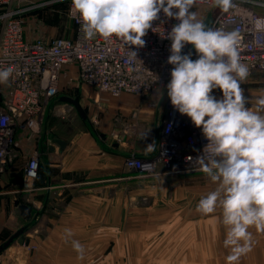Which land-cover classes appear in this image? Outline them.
<instances>
[{"label":"rangeland","instance_id":"374dc122","mask_svg":"<svg viewBox=\"0 0 264 264\" xmlns=\"http://www.w3.org/2000/svg\"><path fill=\"white\" fill-rule=\"evenodd\" d=\"M46 2L23 0L20 9L28 38H72L75 27L67 16V2L43 4ZM254 7L264 13V8ZM191 11L210 28L220 8H206L195 1ZM189 50L195 52L192 45ZM262 92L258 85L245 86L244 95L251 102L246 106H253ZM68 95L80 102L86 119L75 107L64 109L60 115L53 107L46 113L44 130L49 128L42 141H52L64 124L62 130L67 137L90 132L91 143L84 142V146L99 153L97 161L73 167V172L59 173L51 185L63 188L50 195L40 191L19 197V201L34 209L28 224L21 228L26 229L24 237L29 240L28 264H227L229 249L223 245L226 228L221 210L208 215L196 210L200 198L216 186L205 173L164 171L141 176L128 170L124 162L122 165L115 154V144L141 149L158 142L159 128L151 123L141 132L144 122L133 117V108L162 95L157 109H165L167 89L143 99L129 94L98 93L87 86ZM50 121L57 126H51ZM52 127L58 129L53 131ZM41 164L37 183L40 187L47 174L46 162ZM63 181L68 183L60 184ZM48 186L49 182L45 187ZM66 230L72 232L67 240ZM249 231L253 233L252 251L241 256L236 264H264V233L254 227ZM71 240L83 245V259L78 258Z\"/></svg>","mask_w":264,"mask_h":264},{"label":"built area","instance_id":"2783aa9c","mask_svg":"<svg viewBox=\"0 0 264 264\" xmlns=\"http://www.w3.org/2000/svg\"><path fill=\"white\" fill-rule=\"evenodd\" d=\"M195 1L206 8L213 6L212 0ZM62 2L68 4L67 16L74 24V36L30 40L20 9L23 0H0V69L13 68L8 82L0 84V178L24 162L21 170L26 192L34 189L40 175V151L36 149L28 158V144H41L48 110L54 107L56 115H60L59 109L73 107L60 103V98H73L68 95L70 91L87 86L98 93L129 94L143 99L165 90L171 79L173 66L167 63L171 54L170 39L161 38L151 29L143 37L145 46L142 48L131 46L128 49L117 38L86 39L78 17L70 15L71 0H47L43 4ZM232 5L228 12L220 9L210 28L240 33L239 58L249 68L241 88L244 92L245 86L258 85L264 95V32L254 28L255 19L264 17L254 6L264 8V3L232 0ZM178 23L161 12L153 27H161L166 34ZM190 46L183 48L181 54L191 53L195 60L198 55L189 50ZM130 50L136 52V58ZM155 76L158 79L155 80ZM212 94L217 99L222 96L219 89H214ZM162 98L159 95L153 100L155 103L151 101L149 109L156 110ZM166 99L158 153L149 158L133 154L125 161L128 170L141 176L199 170L195 160L203 155L208 143L201 129L174 109L169 97ZM139 113L136 109L133 117L138 119Z\"/></svg>","mask_w":264,"mask_h":264},{"label":"clouds","instance_id":"9594fccd","mask_svg":"<svg viewBox=\"0 0 264 264\" xmlns=\"http://www.w3.org/2000/svg\"><path fill=\"white\" fill-rule=\"evenodd\" d=\"M194 3L71 0L70 15L78 17L86 39L117 38L128 49L142 48L143 37L151 29L171 40L167 63L173 67L167 96L174 109L187 116L207 139L195 164L216 185L200 198L196 210L203 215L221 210L226 228L223 245L229 249L226 262L236 264L252 251L253 233L249 229L264 233V95L253 106H246L251 102L241 83L248 77L249 68L239 58L240 33L208 28L196 12L190 11ZM212 5L223 12L233 6L232 0H212ZM161 12L179 21L166 34L161 27H153ZM254 28L264 32V17L255 19ZM186 44L193 46L197 59L193 60L191 53L181 54ZM130 52L136 58V52ZM12 72L11 67L0 69V84H6ZM214 89L220 90L221 98L212 94ZM71 236V230H66L65 239ZM71 244L83 259V245L78 240H71Z\"/></svg>","mask_w":264,"mask_h":264},{"label":"crops","instance_id":"0c3cea01","mask_svg":"<svg viewBox=\"0 0 264 264\" xmlns=\"http://www.w3.org/2000/svg\"><path fill=\"white\" fill-rule=\"evenodd\" d=\"M84 87L85 86H82L80 90H83ZM89 89L92 91L91 88ZM91 99H94L93 95L91 96ZM147 104H139L136 106L137 108H133L134 110L139 109L140 111L139 117L136 120L144 122L140 127V130L143 133L144 131H146L147 126L151 125V123L156 124V127H158L160 131L158 135V142L150 146L151 148L143 146V148L141 149H129L123 147L121 148L118 144H115L114 151L115 154L118 155L117 159H120L122 165L124 162V166L126 157L129 156V154H136L138 156L143 157H151L157 154L159 151V137L162 133L163 122L166 117V108L163 110H161V108L151 110L148 108ZM50 125L57 126L55 122L51 121ZM60 126L61 129L59 130V134H55V137L52 138V141L46 139L42 141L39 146H35L34 144H32V142L28 144V158L30 157L29 154L34 153L36 149H38V151H40V167L42 166V161L46 162L44 170H46L47 174L43 176L42 180L43 182H45V184L42 185V187L37 185L38 180H40V172L39 178L35 183L34 189L28 192L24 190V175L21 170L24 162H22V164L20 163L17 168L11 169L6 175L0 178V246L4 245L14 234H16L22 228V226L28 224V220L31 219V217L29 219L24 218L21 211L16 206V202H19V204L27 205L24 204L22 201H19V197L28 194L30 196L34 194L36 195L37 192L40 191H44L47 195H50L55 189H61L64 187H61L58 184L56 186L51 185L52 182L57 180L59 173L73 172V167L81 168L85 167L86 165H89L92 161H97V154L99 152L93 151L94 149L89 148L88 145L84 146V142H86V144L91 143L90 132L87 131L78 136L75 135L67 137L65 133H63L64 131L62 130L65 125L63 124ZM136 126H138L137 122ZM48 128L49 127L45 128V130L47 131ZM52 128L53 131H56L58 129V127ZM48 182L49 186L45 187L46 183ZM66 182L68 183V181ZM66 182L63 181L60 184L64 185L66 184ZM30 208L32 210L31 216H33L34 209L32 207ZM25 239L26 241H28V237H25ZM0 264H28V244L24 243V245H20L19 242L15 240L11 244V246L0 255Z\"/></svg>","mask_w":264,"mask_h":264},{"label":"water","instance_id":"95a60500","mask_svg":"<svg viewBox=\"0 0 264 264\" xmlns=\"http://www.w3.org/2000/svg\"><path fill=\"white\" fill-rule=\"evenodd\" d=\"M189 46V44L185 45V49H187ZM60 102L61 103H67L72 105L73 107L76 108V110L79 112V114L82 116L83 119H86L84 110L82 109V106L80 105V102L74 98L71 97H62L60 98ZM16 206L19 208V210L21 211L22 215L24 218L29 219L31 217V208L27 205H23V204H19V202H16ZM25 230L26 229H21L19 230L16 234H14L4 245L0 246V255L6 250L8 249L11 244L17 240L19 242L20 245H24L25 244H29V240L26 241L24 235H25Z\"/></svg>","mask_w":264,"mask_h":264},{"label":"bare ground","instance_id":"6f19581e","mask_svg":"<svg viewBox=\"0 0 264 264\" xmlns=\"http://www.w3.org/2000/svg\"><path fill=\"white\" fill-rule=\"evenodd\" d=\"M59 113H63V111L59 109Z\"/></svg>","mask_w":264,"mask_h":264},{"label":"trees","instance_id":"16d2710c","mask_svg":"<svg viewBox=\"0 0 264 264\" xmlns=\"http://www.w3.org/2000/svg\"><path fill=\"white\" fill-rule=\"evenodd\" d=\"M40 172H41V167H40Z\"/></svg>","mask_w":264,"mask_h":264}]
</instances>
